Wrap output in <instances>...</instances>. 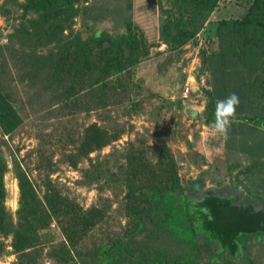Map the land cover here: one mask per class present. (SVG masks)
I'll return each mask as SVG.
<instances>
[{
    "label": "trees",
    "instance_id": "obj_1",
    "mask_svg": "<svg viewBox=\"0 0 264 264\" xmlns=\"http://www.w3.org/2000/svg\"><path fill=\"white\" fill-rule=\"evenodd\" d=\"M173 1L180 5L181 25L178 32H170L172 11L163 10L167 14L160 30L163 42L178 46L191 41L196 43L200 31L214 38L215 50L210 46L201 48V64L196 70L197 82L204 83L201 90L206 100L201 113L202 124L211 129L217 101L235 93L240 103L232 122L264 126V116L259 109L258 113L256 111V107L264 106V0H229L232 4L227 6L228 12L219 13L221 0ZM8 2L14 10L6 8ZM18 9L22 10V20L7 37L10 59L14 57V62H20L18 66L15 62L14 66L23 69L21 81L27 80L33 87L39 85L40 96L47 97L42 122L69 113L89 115L112 106H120L128 118L143 111V101L147 99L132 98L133 90L140 88L132 82V74L148 53L149 46L133 23V0H24L23 3L4 0L0 6V12L5 15L11 11L16 13ZM214 14L220 18L212 21L210 17ZM2 49L0 47V135L11 138L23 123L22 110L16 107L11 91L3 82L9 72ZM40 98L33 100L38 102ZM42 122L37 123L36 153L31 151L27 156L37 155L33 170L49 169L42 184V195H39L40 185L34 184L27 175L32 168L24 171L16 161L18 150L12 153V172L19 188L15 221L4 206V176L8 165L2 146L7 142L0 138L2 256L15 255L17 264H42L40 259L46 247L45 255L54 264H200V249L204 247L206 252L213 245L215 252L208 254L204 264H231V261L245 264L243 254L248 255V240L264 245V193L253 190L252 182L233 183L235 186L243 184L249 201L240 202L236 196L212 192L196 199L191 193L200 179L184 188L173 157L166 155V144L151 148L148 156L150 153L143 148L145 141L141 137L126 142L124 151L117 157L109 153L95 162L90 159L89 166L82 170L83 180L78 184L96 185L99 195L112 192V199L118 203L117 213L126 220L125 227L107 236L105 243L87 249L84 244L91 238L92 231L109 218L112 200L100 195L98 204L83 211L50 180L54 164L43 161L45 152L48 148L60 149L64 162L76 167L89 159L92 147L98 150L103 144L116 140L123 135L124 128L116 123V127H111L114 131L110 132L93 123L80 134L79 146L69 138L73 148L70 146L68 150L64 144L69 137L67 130L60 134L47 132ZM234 132L235 129L228 131L232 144L225 140V148L243 153L234 146L242 143L241 136ZM113 156L114 163H110ZM251 156L254 160L243 168L245 171L234 175V179L243 176L263 181L264 150L257 149ZM203 158L201 154L192 158L196 168L207 165ZM220 169L223 168H216ZM215 182L221 184L222 180L218 178ZM254 201L262 206L256 208ZM145 221L182 242L190 251L188 258L171 262L164 254L149 252L145 255V251L143 255L130 257V247L145 231ZM52 223L63 234V240H56L51 233ZM8 238L11 253L5 252L3 246Z\"/></svg>",
    "mask_w": 264,
    "mask_h": 264
},
{
    "label": "rangeland",
    "instance_id": "obj_2",
    "mask_svg": "<svg viewBox=\"0 0 264 264\" xmlns=\"http://www.w3.org/2000/svg\"><path fill=\"white\" fill-rule=\"evenodd\" d=\"M18 2L23 3L24 0H18ZM233 3L236 5V2L233 1ZM3 4L4 0H0V6ZM230 4L232 2L229 0H221L217 12H223V10L228 12L227 6H230ZM6 8L14 10L9 2ZM163 10L172 11L173 17L168 29L172 33L178 32V26L181 25L182 19L179 4L176 5L173 0H133V23L142 32L149 46L148 53L133 69L132 74V82L140 87L133 90L132 98L134 100L147 99L143 101V111L140 114L128 118L123 115L120 106H112L106 111H93L89 115L69 113L45 122H42L40 118H42L41 116L47 108V97L40 96L39 85L33 87L29 85L27 80L21 81L20 75H22L23 69L14 66L16 62H14V57L10 59L7 37L13 33L14 28L21 22L22 10L18 9L16 13L11 11L8 15L0 12V47L3 48L2 53L5 56L3 61H5L9 72L3 77V82H6L7 89L11 91L13 99L16 101V107L22 110L21 117L23 121L22 125L11 135V138L0 135V138L7 142L6 146H2V152L8 165V172L4 176V189L6 192L4 206L12 214L14 221L17 217L19 188L12 172L11 161L12 156H14L12 153L17 152L16 150H18L15 156L16 161L21 164L24 171L32 168L30 169L32 171L27 172V175L34 184L40 185L41 192H39V195L43 194L42 184L49 169L45 171L33 170L37 162L35 151L38 147L39 136L36 130L37 123L40 121L45 123L43 125L46 126L47 132L54 131L60 134L67 130L69 137L64 140V144L68 150H70V146L73 148L69 138L72 137L75 146H79L81 144L80 134L93 123L99 129L106 127L110 132L114 131L111 127H116V123L124 128L123 135L116 140L103 144L98 150L96 147H92L88 154L89 159H84L76 167L64 162L60 149L48 148V151L45 152L43 161L46 164L49 162L54 164L53 171L49 173L50 180L59 185L68 198L75 200L83 211H87L91 206L98 204L100 195L103 198H111L112 200L109 218L92 231L91 238L84 244L87 249H91L93 245L105 243L107 236L117 233L121 227H125L126 220L117 213L118 203L112 199V192L105 191L99 195L96 185L88 187L78 184L83 180L82 170L89 166L90 159H94L93 162H95V160H100L109 153L115 154L114 156L117 157L119 152L124 151L126 142L134 141L136 138H144L145 146L143 145V148L147 153H150L151 148L155 146L166 144L168 149L166 155L170 158L172 156L174 159L180 184L185 188L188 183L200 179L191 193V196L196 199L206 192H212L220 196H236L240 199V202L249 201L250 196L247 195L243 184L235 186L233 183L236 182L239 184L242 182L251 184L252 182L253 190L264 193V168L261 170L262 182L250 177L244 179L243 176H240L238 180L234 179V175H237L240 170L245 171L243 168L254 160L251 156L252 153L256 152L257 149L264 150V126L261 127L257 124L244 126L240 125L239 121L232 122L229 130L235 129L234 134L240 135L239 140L242 141V143L234 146L238 147L243 153H235L226 150L225 139L214 135L212 129L202 124L201 113L206 100L201 90L204 83L203 81L201 83L197 82L196 70L201 64L199 54L201 48L210 46L212 50H215L214 38H209L207 33L200 31L196 37V43L191 41L178 46L173 42H163L160 30L161 24L167 16L163 13ZM218 18L220 17L214 14L210 17V20L215 21ZM78 25L77 23L75 28ZM15 64L18 66L20 62L17 61ZM186 87L189 88L188 102L182 100ZM38 97H41L39 101L34 102L33 99L36 100ZM263 107H256V111L258 113L259 109L261 115L264 116ZM194 111H198L200 115H193ZM230 138L228 136V142ZM247 142L252 143V146H249ZM31 151L35 153L28 158L27 156ZM244 151L246 152L244 153ZM196 154L204 156L206 166L196 168L195 163L192 161ZM147 155L150 156L151 153ZM114 156L110 159V163H114ZM108 166L110 167V164ZM231 166L235 169L229 170L228 168ZM218 167L223 169L216 170ZM203 172L206 173L203 174ZM218 178L222 180L221 184L215 182ZM254 204L256 208L262 206L257 201H254ZM129 230L132 231V229ZM50 231L56 240H63L64 236L55 223H52ZM3 244L5 252L11 253V239H5ZM203 248L200 249V264L206 263L208 254L215 252L213 245L206 252ZM247 249L249 251L248 255L243 254L245 264H264L263 244L250 239L247 242ZM130 250L132 251L130 257L143 255L144 251L145 255L149 252L155 254L159 252L164 254L165 258L171 262L183 261L190 255L189 249L185 248L182 242L162 232V230L155 229L148 221H145V231L135 238ZM46 252L47 248L45 247L40 259L41 263L54 264L45 255ZM0 264H17L15 255L2 256L0 254ZM231 264L240 263L231 261Z\"/></svg>",
    "mask_w": 264,
    "mask_h": 264
},
{
    "label": "clouds",
    "instance_id": "obj_3",
    "mask_svg": "<svg viewBox=\"0 0 264 264\" xmlns=\"http://www.w3.org/2000/svg\"><path fill=\"white\" fill-rule=\"evenodd\" d=\"M240 100L237 94L231 93L223 100H218L215 106V118L210 125L214 135L220 136L227 140L228 131L236 115V109L239 106ZM195 116H199L198 111H194Z\"/></svg>",
    "mask_w": 264,
    "mask_h": 264
},
{
    "label": "built area",
    "instance_id": "obj_4",
    "mask_svg": "<svg viewBox=\"0 0 264 264\" xmlns=\"http://www.w3.org/2000/svg\"><path fill=\"white\" fill-rule=\"evenodd\" d=\"M188 96H189V88L186 87L185 90H184V92H183L182 98L183 99H188Z\"/></svg>",
    "mask_w": 264,
    "mask_h": 264
}]
</instances>
